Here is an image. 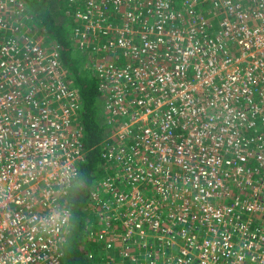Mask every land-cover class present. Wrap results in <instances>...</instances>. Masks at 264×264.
I'll use <instances>...</instances> for the list:
<instances>
[{"label": "built area", "instance_id": "built-area-1", "mask_svg": "<svg viewBox=\"0 0 264 264\" xmlns=\"http://www.w3.org/2000/svg\"><path fill=\"white\" fill-rule=\"evenodd\" d=\"M68 1L107 127L87 259L264 264V0ZM32 6L0 0V264H63L86 157L80 95Z\"/></svg>", "mask_w": 264, "mask_h": 264}, {"label": "trees", "instance_id": "trees-1", "mask_svg": "<svg viewBox=\"0 0 264 264\" xmlns=\"http://www.w3.org/2000/svg\"><path fill=\"white\" fill-rule=\"evenodd\" d=\"M36 0H29L34 5ZM49 2L52 8L45 12ZM61 0H38V7L34 12H40L38 26L43 31L49 44L58 48L60 61L67 68L68 78L80 95L82 106L78 126L82 128V141L86 151L85 162L82 165L80 177L68 191L63 205L70 211V228L63 250V264H100L104 258L92 255L89 261L85 252L95 250L94 241L85 234L86 213L85 206L89 202L90 186L95 180L99 160V144L107 130L102 120L99 80L91 71L92 61L87 53H80L79 48L71 41V31L76 27L65 14L56 13ZM34 8V7H33ZM65 8V7H64ZM71 9V8H70ZM101 162V161H100ZM81 185H84L81 187ZM95 254V252H93Z\"/></svg>", "mask_w": 264, "mask_h": 264}, {"label": "rangeland", "instance_id": "rangeland-1", "mask_svg": "<svg viewBox=\"0 0 264 264\" xmlns=\"http://www.w3.org/2000/svg\"><path fill=\"white\" fill-rule=\"evenodd\" d=\"M27 2H29V0H26ZM37 1V3H38V0H36ZM80 1H75L73 4H75V6H67L65 9V16H67L69 19H71L72 18V16H74L78 11L77 10H80V8L78 7L79 6V3ZM210 2H211V0H210ZM58 6H62V3H61V1H60V3L58 4ZM71 8V9H70ZM26 12L27 11H29L30 13H32L33 12V9H28V8H26V10H25ZM39 17H36L34 20H33V22H35V25H36V27L38 26V22H39ZM29 25L30 26H24V25H21V27L19 28V30H18V33H20L21 35H24L25 33H26V30L28 29V28H34L33 27V24H32V22H30L29 23ZM37 29H39V33H41V34H43L41 31H40V26H38L37 27ZM31 35H32V33H31ZM44 35V34H43ZM97 166H98V168H97V172H99V174H98V176H99V178H101V179H103L104 178V176H105V173H104V171L102 170V166H101V162L99 161L98 162V164H97ZM123 210V209H122ZM124 211V210H123ZM124 213H125V211H124ZM119 221V222H118ZM123 222V220L122 219H119V220H117V221H114V222H111L110 223V225H109V227L108 228H114L115 230H119V228L118 227H120L121 229H122V227L125 225V223H122ZM92 252V251H91ZM158 263H160V261L158 260L157 261ZM144 264H146V263H144Z\"/></svg>", "mask_w": 264, "mask_h": 264}, {"label": "crops", "instance_id": "crops-1", "mask_svg": "<svg viewBox=\"0 0 264 264\" xmlns=\"http://www.w3.org/2000/svg\"><path fill=\"white\" fill-rule=\"evenodd\" d=\"M34 3H35V4H34L32 7H34L33 9H36V8L38 7V3H37V1H35ZM61 3H62V6H59L58 8H56L57 11L54 12V14H55L56 17L59 16V15L56 14V13H62V14L64 15V14L66 13V12H65V10H66L65 8H66L67 6H70L68 0H61ZM49 4H50V3L47 1V2H46V5H47L48 7L45 9V12L48 11V10H50V9L52 8V6H50ZM64 7H65V8H64ZM33 12H34V11H33ZM34 14H35L36 17H39L40 12L37 11V12H34ZM65 18L69 19L67 16H66ZM72 33H73V30L71 31V36H72ZM101 105H102V104H101ZM100 111H101L100 115H102V106H101V108H100Z\"/></svg>", "mask_w": 264, "mask_h": 264}, {"label": "clouds", "instance_id": "clouds-1", "mask_svg": "<svg viewBox=\"0 0 264 264\" xmlns=\"http://www.w3.org/2000/svg\"><path fill=\"white\" fill-rule=\"evenodd\" d=\"M80 175L82 176V174L80 173ZM84 185H81V187H83ZM60 218L58 216L53 217L52 218V222L55 224L57 220H59ZM67 217H65L63 220L60 221L61 224L66 223ZM56 231H59V227L56 228Z\"/></svg>", "mask_w": 264, "mask_h": 264}]
</instances>
